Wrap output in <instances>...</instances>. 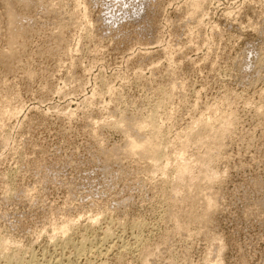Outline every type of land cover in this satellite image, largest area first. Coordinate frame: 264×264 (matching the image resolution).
<instances>
[{"label": "rangeland", "instance_id": "1", "mask_svg": "<svg viewBox=\"0 0 264 264\" xmlns=\"http://www.w3.org/2000/svg\"><path fill=\"white\" fill-rule=\"evenodd\" d=\"M2 10L0 264H264V0H35L8 51ZM146 116L154 168L117 128Z\"/></svg>", "mask_w": 264, "mask_h": 264}, {"label": "bare ground", "instance_id": "2", "mask_svg": "<svg viewBox=\"0 0 264 264\" xmlns=\"http://www.w3.org/2000/svg\"><path fill=\"white\" fill-rule=\"evenodd\" d=\"M33 1H35V0H0V4H1V6H0V8H3L4 10H2V12L1 13H5L4 15H6L5 16V26L7 27V30L8 31H6V33L7 32H9V33H7L8 35L7 36H5V37H8L7 39H4V40H6L7 42H6V45H8L7 47H8V49H7V51L8 50H10L9 48L11 47L10 45H12V43L14 42V40H15V42L13 43V45L15 44H21V45H25V43L24 44H22L23 43V41H24V37L26 36H24V34L21 32V33H18V34H14L13 33V28H12V25L13 24H16V21H15V18L17 17V16H19V17H21V15L23 14V15H27V14H30L31 13V3L33 2ZM38 1V0H37ZM56 1V0H55ZM118 3V2H117ZM33 4H35V3H33ZM43 4V3H42ZM50 4H52V3H50ZM55 4V3H54ZM54 4H52V5H54ZM52 5H50L51 7H52ZM60 5H62V4H60ZM35 7H37V6H39L38 5V3H37V6L36 5H34ZM44 5H42V7H43ZM48 6H49V4H48ZM47 6V7H48ZM42 7H41V9H42ZM45 7V6H44ZM47 7H46V9H47ZM58 7V6H57ZM32 8H34V7H32ZM49 8V7H48ZM53 8V7H52ZM35 9V8H34ZM40 9V8H39ZM38 9V10H39ZM50 9V8H49ZM197 9V8H196ZM196 9H195V13H197L196 12ZM37 10V9H36ZM53 10V9H52ZM52 10L50 9V12H52ZM33 11H35V10H33ZM44 11H46V10H44ZM198 11V10H197ZM63 12V11H62ZM33 13V12H32ZM31 13V14H32ZM40 13V12H39ZM21 14V15H20ZM53 14H54V11H53ZM48 15V14H47ZM54 15H56V14H54ZM62 15V14H61ZM193 15V14H192ZM28 16V15H27ZM38 16V15H37ZM41 17V16H40ZM43 17H45V16H43ZM52 17V16H51ZM2 18V17H1ZM18 18V17H17ZM21 18H23V17H21ZM25 18V17H24ZM46 18H49V16L48 17H46ZM58 18V17H57ZM64 18V17H63ZM35 19V18H34ZM45 20V19H44ZM49 20V19H48ZM52 20H54V18L53 19H51V21ZM57 19L55 18V21H56ZM4 22V21H3ZM13 22H15V23H13ZM28 22V21H27ZM54 22V21H53ZM60 22V21H59ZM17 23H18V21H17ZM57 23V22H56ZM19 24V23H18ZM61 23H59V25H60ZM2 25V24H1ZM32 25H33V22H32ZM44 25V24H43ZM15 26V25H14ZM28 26H31V25H28ZM34 26V25H33ZM62 26V25H61ZM16 27V26H15ZM24 27V26H23ZM40 27V26H39ZM57 27V26H56ZM27 28V27H26ZM25 28V29H26ZM60 28V27H59ZM29 29H31V28H29ZM41 29V28H40ZM53 29V28H52ZM16 31V30H15ZM19 31V30H18ZM26 31V30H25ZM28 31V30H27ZM35 31V30H34ZM62 31V30H61ZM1 32V31H0ZM24 32V31H23ZM17 33V32H16ZM62 34V33H61ZM0 35H1V33H0ZM4 35H6L5 33H4ZM32 35V34H31ZM2 37V36H1ZM4 38V37H3ZM27 39V38H26ZM26 41V40H25ZM3 47V46H2ZM15 47V46H14ZM25 47V46H24ZM19 49V48H18ZM21 49V48H20ZM23 49V48H22ZM21 49V50H22ZM24 51V50H23ZM10 54V53H9ZM14 54V53H13ZM6 56H8L7 54H6ZM14 57V56H13ZM16 57V56H15ZM7 58V57H6ZM13 59V58H12ZM10 61V60H9ZM9 65V64H8ZM264 101V100H263ZM262 106V105H261ZM261 108V107H260ZM261 112V111H260ZM12 113V112H11ZM7 114V113H6ZM6 114H4V115H6ZM14 114V113H13ZM154 114V113H153ZM8 115H10V112H9V114ZM139 115V114H138ZM151 115V114H150ZM264 115V114H263ZM153 116V115H152ZM137 119H138V117H136ZM136 118H129V117H124V118H122L121 120H120V123L118 124V126H117V128H119L120 130H122L121 131V133L123 132L124 133V135L126 136V142H125V145H124V149L122 150V151H124V155H128V157H132V156H139L138 157V159L140 158V159H145V160H147L148 161V159H149V164L151 163V167L153 166V168L154 167H156L158 164H159V162H161L162 161V159H167L168 160V158H167V156H166V154H165V151L163 150V148H162V144L161 143H163V142H160L158 139H161V138H159V134H160V132H159V130L157 129V127H156V125H155V121L153 120V118H155V117H151V116H146L145 117V120L144 119H138V120H136ZM208 122H209V119H208ZM212 122V121H211ZM203 124V123H202ZM206 126V125H205ZM147 128L150 130V131H147ZM136 130V132H135V134H132L131 132L132 131H135ZM200 130V129H199ZM192 131V130H191ZM201 133V132H200ZM187 135H188V133H187ZM220 135V134H219ZM192 136H193V134H192ZM205 136V135H204ZM214 136V135H213ZM212 136V137H213ZM190 137H191V135H190ZM199 137V136H198ZM215 137V136H214ZM223 137V136H222ZM197 138V137H196ZM195 138V139H196ZM186 139H188V138H186ZM199 140L201 139V141H202V138H198ZM215 139V138H214ZM217 139V138H216ZM219 139H221V138H219ZM197 140V139H196ZM218 140V139H217ZM200 141V142H201ZM210 141H211V139H210ZM222 141H223V139H222ZM190 142V141H189ZM200 142H195L196 144L197 143H200ZM207 143V142H206ZM184 144V143H183ZM187 144V143H186ZM214 144H215V141H214ZM182 145V144H181ZM222 145V144H221ZM201 146H203V145H201ZM215 146V145H214ZM208 147V146H207ZM182 148H184V147H182ZM220 150V149H219ZM205 151V150H204ZM211 152H212V150H211ZM204 153V152H203ZM199 154V153H198ZM183 155V154H182ZM212 155H214V154H212ZM199 156H200V154H199ZM180 157L182 158V156H181V154H180ZM211 157L212 156H210V154L209 155H207V156H205V159L204 160H202V166H206V164L208 165V163H210V161H211ZM214 157V156H213ZM198 158V157H197ZM200 158V157H199ZM198 158V159H199ZM217 159V158H216ZM176 160H178V159H176ZM199 160H201V159H199ZM183 161V160H182ZM167 162V161H166ZM174 162V161H173ZM197 162V161H196ZM201 162V161H200ZM148 163V162H147ZM177 163H179V162H177ZM188 163V162H187ZM204 164V165H203ZM200 165V164H199ZM211 165V164H210ZM144 166V165H143ZM190 165H188V164H185V162H183V163H181L180 162V164L178 165V168L176 169L177 171H176V174H175V176H176V179L179 181V183L178 184H176L175 185V187H173L172 188V190L174 191V192H176L177 191V189H178V191L179 192H183V190L184 189H187V191H189V192H191L192 190L191 189H193V192L195 193V191H196V193L198 194V197H203L204 195H205V193L203 194V192H202V188H200L198 185L195 187V186H188V185H185V184H183V182L185 181V180H183V182H182V180L180 179L182 176H186V175H189L190 174V172H191V167H189ZM160 167H161V165H160ZM163 168H164V166H163ZM207 168V167H206ZM210 169V168H209ZM148 170V169H147ZM206 170V169H205ZM212 170V169H211ZM210 170V171H211ZM152 171V170H151ZM155 171V170H154ZM153 171V172H154ZM161 171H163V169L161 170ZM203 171V170H202ZM150 172V171H149ZM213 172V171H212ZM211 172V173H212ZM210 173V174H211ZM202 174V173H201ZM204 174V173H203ZM207 174V173H206ZM206 174H204L203 176L205 177L204 178V180L207 178V179H209V177L210 176H208V177H206ZM191 175V174H190ZM189 177V176H188ZM188 177L186 176L185 178H187L188 179ZM212 177V176H211ZM211 177H210V179H209V181L211 180ZM214 178H216V177H214ZM184 179V178H183ZM190 179V178H189ZM201 179H203V178H201ZM217 179V178H216ZM189 181V180H188ZM209 181H207V183H209ZM191 182H189L188 184H190ZM199 184V183H198ZM213 184V183H212ZM178 185H179V188H178ZM192 185V184H191ZM200 185V184H199ZM204 187V186H203ZM205 188V187H204ZM172 191V192H173ZM185 191V190H184ZM193 192H192V194H193ZM195 193V194H196ZM183 194H185V193H183ZM194 194V195H195ZM214 194V193H213ZM179 195H181V194H179ZM190 195V194H189ZM200 195H202V196H200ZM190 196H192V195H190ZM211 196V195H210ZM216 196V195H215ZM182 197H184V198H187L188 197V199H187V201H189V199H190V207L192 208V209H194L192 206H199V198L197 197V195H196V197L195 196H192V198L191 197H189V196H187L186 194L185 195H183ZM193 197H195V198H198V199H194ZM205 198H206V196H205ZM204 198V199H205ZM216 198H217V196L216 197H213V196H211V197H209L207 200H204L203 198V201H205L204 203L202 202V205L200 204V208H201V212H200V215L198 216V214L195 216V222L196 221H198V222H200L201 224H199L200 226L201 225H203L202 226V228L204 227V226H206V225H208V224H210L209 223V216H211L212 215V213L213 212H215V210L217 209V204H216ZM175 199V198H174ZM183 199V198H182ZM182 202H184V201H182ZM185 204V203H184ZM189 205V204H188ZM186 208H188V207H186ZM190 209V208H189ZM172 210V209H171ZM171 210H169L170 211V216L171 217H173V218H175V219H177V218H180V216L181 215H183V218H180V219H178L179 221L181 220V219H184L185 220V217L187 216L186 214H182V213H180V211L179 212H175L174 210H173V212L171 211ZM196 210V209H195ZM198 211H199V209H197ZM183 211V210H182ZM187 211V210H186ZM191 212H192V210H191ZM195 212V211H194ZM183 213H184V211H183ZM187 213V212H186ZM197 213V212H196ZM196 213H193L194 215L196 214ZM190 215V214H189ZM188 215V216H189ZM193 215V216H194ZM194 218V217H193ZM175 219H172V220H175ZM169 220V219H168ZM183 220V221H184ZM189 220H192V219H189ZM211 221V220H210ZM185 222V221H184ZM189 222V221H188ZM193 222V221H192ZM194 223V222H193ZM208 223V224H207ZM186 225V222H185V224L183 225V227ZM190 224H188L187 226H189ZM194 225V224H193ZM182 226V225H181ZM182 227V228H183ZM207 227V226H206ZM179 228V227H178ZM187 228V227H186ZM205 228V227H204ZM188 229V228H187ZM106 230H108V228L106 229ZM108 232H110V231H108ZM106 233H107V231H106ZM114 233V232H113ZM109 234H111V233H107V234H105L106 236H108ZM110 236V235H109ZM109 238V237H108ZM105 239V238H104ZM104 241V240H103ZM80 245H81V243H80ZM109 245V244H108ZM112 245V244H111ZM114 245V244H113ZM133 245V244H132ZM2 248H5L4 246H2V245H0ZM134 246V245H133ZM0 247V248H1ZM82 247H84V246H82ZM86 247V246H85ZM76 248H78V247H76ZM109 250V249H108ZM123 250V249H122ZM78 252V251H77ZM80 252V251H79ZM2 253V252H1ZM95 253V252H94ZM107 253V252H106ZM148 253V252H147ZM102 256V255H101ZM148 256V255H147ZM147 258H149V256L147 257ZM31 259V258H30ZM144 259V258H143ZM32 260V259H31ZM57 260V259H56ZM145 260V259H144ZM12 261V260H11ZM10 261V262H11ZM33 261V260H32ZM145 261H147V259L145 260ZM7 262V261H6ZM9 262V263H10ZM31 262V261H30ZM46 262V261H45ZM49 262V261H48ZM70 262V261H69ZM147 262H149V261H147ZM146 262V263H147ZM29 263V262H28ZM27 263V264H28ZM38 263V262H37ZM171 263V262H170ZM169 263V264H170ZM149 264V263H148ZM172 264V263H171Z\"/></svg>", "mask_w": 264, "mask_h": 264}]
</instances>
